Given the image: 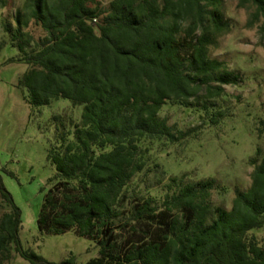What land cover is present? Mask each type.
Segmentation results:
<instances>
[{
    "label": "trees",
    "instance_id": "16d2710c",
    "mask_svg": "<svg viewBox=\"0 0 264 264\" xmlns=\"http://www.w3.org/2000/svg\"><path fill=\"white\" fill-rule=\"evenodd\" d=\"M219 2H29V16L45 34L27 52L31 37L23 40L17 29L12 40L22 56L8 60L29 66L18 80L27 103L39 108L65 99L82 106L79 121L48 152L55 174L37 229L93 240L98 256L85 264H264V246L248 236L264 226V159L253 163L250 187L236 192L228 210L210 201L213 179L170 178L160 204L132 188L148 167L149 144L191 134L159 117L168 102L189 107L201 100L207 109L223 85L241 81L208 55L221 28ZM239 2L254 8L248 26L261 21L264 30V0ZM2 173L13 176L0 170V199L8 207L0 217V264L14 254L30 264H77L72 254L54 263L22 248L21 210Z\"/></svg>",
    "mask_w": 264,
    "mask_h": 264
},
{
    "label": "rangeland",
    "instance_id": "374dc122",
    "mask_svg": "<svg viewBox=\"0 0 264 264\" xmlns=\"http://www.w3.org/2000/svg\"><path fill=\"white\" fill-rule=\"evenodd\" d=\"M108 8L111 0H98ZM240 0H220L218 19L220 30L209 46L211 59L222 62L238 73L236 85H223L224 93L211 98L208 107L193 100L189 107L168 102L159 112L175 131L191 134L180 142L166 140L147 145V169L132 181L137 195L151 197L160 204L170 178L184 182L214 180L210 201L214 206L230 209L237 191L251 185L254 162L264 159V30L261 21L248 26L254 8L240 5ZM31 0H0V170L6 189L21 210L20 242L24 250L44 259L60 263L70 254L77 264H85L98 256L93 240L69 231L59 235L41 234L37 217L48 180L54 167L47 159L49 150L61 144L60 135L73 129L80 119L82 106L65 99L52 100L49 105L32 108L26 101V91L18 85L20 76L28 69L18 59L22 53L12 37L17 29L34 49V41L45 32L29 16ZM208 6V10H212ZM186 23L183 24L185 26ZM200 31H198L199 33ZM217 85V84H216ZM67 136V135H66ZM71 138L70 136H68ZM8 207L0 199V217ZM264 246V226L249 232ZM3 264H30L14 254Z\"/></svg>",
    "mask_w": 264,
    "mask_h": 264
}]
</instances>
